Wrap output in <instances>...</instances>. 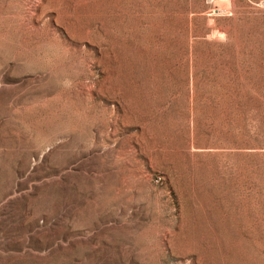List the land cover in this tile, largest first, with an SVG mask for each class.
Segmentation results:
<instances>
[{
  "label": "rangeland",
  "instance_id": "374dc122",
  "mask_svg": "<svg viewBox=\"0 0 264 264\" xmlns=\"http://www.w3.org/2000/svg\"><path fill=\"white\" fill-rule=\"evenodd\" d=\"M0 264H264V0H0Z\"/></svg>",
  "mask_w": 264,
  "mask_h": 264
},
{
  "label": "bare ground",
  "instance_id": "6f19581e",
  "mask_svg": "<svg viewBox=\"0 0 264 264\" xmlns=\"http://www.w3.org/2000/svg\"><path fill=\"white\" fill-rule=\"evenodd\" d=\"M20 185H18V187H19Z\"/></svg>",
  "mask_w": 264,
  "mask_h": 264
}]
</instances>
